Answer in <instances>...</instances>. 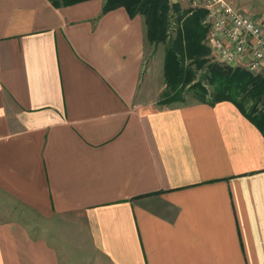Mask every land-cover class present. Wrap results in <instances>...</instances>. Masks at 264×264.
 Wrapping results in <instances>:
<instances>
[{"label": "crops", "instance_id": "1", "mask_svg": "<svg viewBox=\"0 0 264 264\" xmlns=\"http://www.w3.org/2000/svg\"><path fill=\"white\" fill-rule=\"evenodd\" d=\"M105 4L0 0V264H264V134L148 102L165 56Z\"/></svg>", "mask_w": 264, "mask_h": 264}, {"label": "trees", "instance_id": "2", "mask_svg": "<svg viewBox=\"0 0 264 264\" xmlns=\"http://www.w3.org/2000/svg\"><path fill=\"white\" fill-rule=\"evenodd\" d=\"M80 1L52 0L56 6ZM104 6L105 11L125 6L131 16L142 14L148 42L165 46L162 103H181L188 95L211 105L231 101L264 134V74L213 62L206 44V10L183 9L171 0H106ZM205 64L206 77L200 78L198 70Z\"/></svg>", "mask_w": 264, "mask_h": 264}, {"label": "built area", "instance_id": "3", "mask_svg": "<svg viewBox=\"0 0 264 264\" xmlns=\"http://www.w3.org/2000/svg\"><path fill=\"white\" fill-rule=\"evenodd\" d=\"M193 9L207 11L208 44L214 61L264 74L262 20L238 9L233 0H189Z\"/></svg>", "mask_w": 264, "mask_h": 264}, {"label": "rangeland", "instance_id": "4", "mask_svg": "<svg viewBox=\"0 0 264 264\" xmlns=\"http://www.w3.org/2000/svg\"><path fill=\"white\" fill-rule=\"evenodd\" d=\"M171 2H173V0H171ZM244 2H246L247 3L246 5H248V6H244V8H243L244 11H246L247 13H249L253 16H257V18L262 20V24L264 25V0H244ZM178 3L182 6L183 9H191L192 8L190 3H189V0H183V1L178 2ZM207 37H208V35H207ZM206 44L210 49L208 56L214 62V59H213L212 54H211L212 50L208 44V41H206ZM147 50H148V55L149 54L151 55L150 59L155 58V57L157 58L162 54L165 55V46L163 44H160V45L156 46L155 48H154V46L148 45ZM149 64H150V61L148 62V65ZM208 65L209 64H205L201 69L198 70V75L200 78H203L204 76L206 77ZM151 78H152L151 80L148 79V82H150V85H152V90H150L149 95H147L149 97L148 102H153L154 104H156L157 106H160V107L166 106L167 104L162 103V101H161L163 98L162 94H163L164 89L166 87L165 82H164L165 81L164 73L162 71L158 70L154 73V75ZM191 99H193V98L190 95H188L186 101L187 100L192 101ZM178 103H180V102H178ZM263 108H264V106H263ZM21 213H23V216L25 217V219L28 222L33 223V224L36 223V225H37L36 227L39 229V231H42L45 229L46 224L43 221H40L39 218H34V216L32 214H29L27 211H21ZM46 228L51 229L52 227L48 224V226H46Z\"/></svg>", "mask_w": 264, "mask_h": 264}]
</instances>
